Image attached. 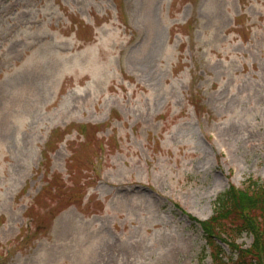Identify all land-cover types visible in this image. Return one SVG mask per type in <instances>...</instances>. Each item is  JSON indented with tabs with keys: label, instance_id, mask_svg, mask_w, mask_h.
<instances>
[{
	"label": "rangeland",
	"instance_id": "rangeland-1",
	"mask_svg": "<svg viewBox=\"0 0 264 264\" xmlns=\"http://www.w3.org/2000/svg\"><path fill=\"white\" fill-rule=\"evenodd\" d=\"M250 178L264 0H0V264H212L190 217Z\"/></svg>",
	"mask_w": 264,
	"mask_h": 264
},
{
	"label": "trees",
	"instance_id": "trees-1",
	"mask_svg": "<svg viewBox=\"0 0 264 264\" xmlns=\"http://www.w3.org/2000/svg\"><path fill=\"white\" fill-rule=\"evenodd\" d=\"M201 225L216 254L215 264H264V183L253 182L246 190L231 187L218 198L213 217ZM243 234L254 237L249 249L236 242ZM218 240L226 243L231 255L225 254Z\"/></svg>",
	"mask_w": 264,
	"mask_h": 264
}]
</instances>
